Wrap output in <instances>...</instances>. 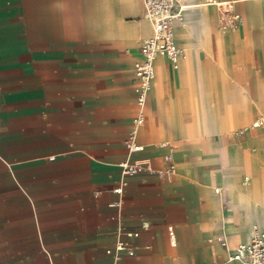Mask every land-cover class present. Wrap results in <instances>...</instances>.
<instances>
[{
    "label": "crops",
    "instance_id": "crops-1",
    "mask_svg": "<svg viewBox=\"0 0 264 264\" xmlns=\"http://www.w3.org/2000/svg\"><path fill=\"white\" fill-rule=\"evenodd\" d=\"M179 3L185 55L155 57L129 151L142 0H0V264H114L117 240L126 264H218L264 231V127H244L264 105V0ZM227 3L239 20L219 26ZM137 159L176 170L122 175Z\"/></svg>",
    "mask_w": 264,
    "mask_h": 264
},
{
    "label": "built area",
    "instance_id": "built-area-1",
    "mask_svg": "<svg viewBox=\"0 0 264 264\" xmlns=\"http://www.w3.org/2000/svg\"><path fill=\"white\" fill-rule=\"evenodd\" d=\"M213 1V0H210ZM215 2V1H214ZM216 3V2H215ZM143 15L151 23L152 33L145 37L139 46L140 56L134 61L133 68L137 81L134 85L136 112L132 117V128L125 138V144L129 151L142 149L143 145L136 143L134 140L138 127L144 121V105L147 95L152 86L154 77V59L157 55L163 54L167 56L172 67H178L179 60L184 56L181 47H179L174 38L173 24L174 19L182 16V8L184 4H180L179 0H142ZM217 4V3H216ZM221 26L225 27L229 24H235L240 17L239 12L232 9L231 5H221ZM251 126L264 127V111L260 113ZM122 175L137 173L140 171L158 172L161 175L171 176L175 173V166L170 163L165 168L157 169L153 167L148 159H137L133 161L123 160L119 162ZM126 183L125 179L112 187V190L121 195L122 186ZM221 187L215 186L214 191L219 194L222 200V206H225ZM99 192V189L95 191ZM120 199L110 204L119 205ZM170 240L173 241L172 226H167ZM138 231H127V235H137ZM222 244L227 246V239L224 235L219 236ZM106 252L109 253L114 260V264H126L122 257L123 253L133 254L131 245L123 240H117L112 247H107ZM231 260H237L242 264H264V231L256 225L253 226L252 235L249 241L239 242L228 252L227 258L218 264H229Z\"/></svg>",
    "mask_w": 264,
    "mask_h": 264
},
{
    "label": "rangeland",
    "instance_id": "rangeland-1",
    "mask_svg": "<svg viewBox=\"0 0 264 264\" xmlns=\"http://www.w3.org/2000/svg\"><path fill=\"white\" fill-rule=\"evenodd\" d=\"M217 7H218V9L220 10L219 18H218V24H219V26H221V15H222V13H221V6H220V4L216 5V8H217ZM229 25H232V24H229ZM233 25H234V23H233ZM214 60H215V59H214ZM263 109H264V105H263V107H262L261 109H259V111H258L257 113H259L260 111L263 112ZM262 112H261V113H262ZM257 113H256V114H257ZM256 114H255L253 117H251V119L247 122L248 125H245L244 127H247V126H248V129H249L250 127H253V126L250 125V123H251V121L255 118ZM249 125H250V126H249ZM242 130H245V129H244V128L239 129V130H237V132H241ZM257 130H258V129H257ZM258 131H259V130H258ZM263 149H264V145L261 147V152H262V153H264ZM245 175H247V173H245ZM244 182L247 184V181H244Z\"/></svg>",
    "mask_w": 264,
    "mask_h": 264
},
{
    "label": "bare ground",
    "instance_id": "bare-ground-1",
    "mask_svg": "<svg viewBox=\"0 0 264 264\" xmlns=\"http://www.w3.org/2000/svg\"><path fill=\"white\" fill-rule=\"evenodd\" d=\"M186 8V5H185V7H183L182 8V12H183V10ZM182 17V16H181ZM181 17L180 18H177V19H174L173 21H172V24H173V22L175 21V20H180L181 19ZM182 51H183V54L185 55V53H184V50L182 49Z\"/></svg>",
    "mask_w": 264,
    "mask_h": 264
}]
</instances>
